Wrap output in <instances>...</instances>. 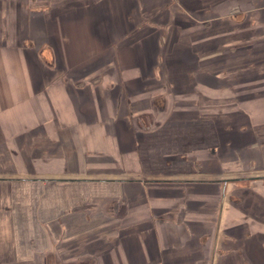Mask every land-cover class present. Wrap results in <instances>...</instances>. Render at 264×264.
Wrapping results in <instances>:
<instances>
[{
    "label": "crops",
    "instance_id": "obj_1",
    "mask_svg": "<svg viewBox=\"0 0 264 264\" xmlns=\"http://www.w3.org/2000/svg\"><path fill=\"white\" fill-rule=\"evenodd\" d=\"M107 64L115 90L77 84ZM166 83L177 107L138 132L114 96L143 110ZM44 159L68 169L39 180L53 242L0 264H264L263 180L214 219L219 179L264 176V0H0V175Z\"/></svg>",
    "mask_w": 264,
    "mask_h": 264
},
{
    "label": "rangeland",
    "instance_id": "obj_2",
    "mask_svg": "<svg viewBox=\"0 0 264 264\" xmlns=\"http://www.w3.org/2000/svg\"><path fill=\"white\" fill-rule=\"evenodd\" d=\"M115 64H107L102 69L98 70L97 72H94L93 78L89 81V79L86 80H78L77 84L91 82L93 86H97L98 88H105V91L108 92V87L112 82L111 79V73L108 74L105 71L108 69L111 70V72L115 73L116 70ZM100 78V79H97ZM116 79V77H115ZM62 80V76H61ZM62 81L67 82L68 78L64 77ZM96 81H99L96 83ZM164 93L166 95H156L154 99L151 100V105L149 108H145L143 110H139L137 106H133L132 101L128 100V112L134 113L136 117L132 119L131 116L128 115V120L131 121L132 124L135 125L138 132L148 133L156 130L157 128L161 127L166 119H168L170 113H172L173 108H176V103L179 101L175 95L172 94V91L170 89V85L168 83L163 85ZM114 90V89H113ZM170 94V95H169ZM118 96H114V99H116ZM162 98L163 100L162 102ZM116 101V100H115ZM117 104V103H116ZM154 109L152 110V108ZM141 111H146V114L150 115V122L151 126L148 129L140 128L138 122H139V115ZM115 159V157H114ZM229 159V158H227ZM231 160V159H229ZM37 161V160H36ZM40 161V159L38 160ZM46 162V160L44 159ZM43 162V160H42ZM62 163L64 161H61ZM41 163V161H40ZM48 165H47V164ZM45 165H43V168H40L41 172H46L45 175H38L36 172H40V170L35 169L36 172L32 174L27 175H19L17 173H13L10 175H0V181H4L5 183H10L5 186V191L1 192L0 199H4L5 202L0 201V248L3 247H12L14 250H17L16 253L13 254L11 260L13 262H16V260L22 256L21 248L24 251H27V249L30 251H33L36 249L37 246H35L37 243H40L41 245H50L51 246V240H49L48 236L44 233L48 230L47 226H49V223H45L40 221L42 220V213L44 212L42 204L45 199H47L48 194L44 191L42 193H38L39 191V180L42 178L51 179V177L56 176L58 170H68L66 168V164L63 165L65 168H63L61 165L58 164L57 166H53L54 161L51 160V162H46ZM239 168V166H237ZM52 173V174H49ZM62 180L63 178L66 179H79V180H89L96 177V175H90L86 174V172H80V174L77 175H69V174H62L59 175ZM93 177V178H89ZM145 176L142 178L144 179ZM52 181V180H48ZM42 182V181H41ZM23 184V185H22ZM42 186V183L40 184ZM39 205V206H38ZM42 206V207H41ZM41 211V213H40ZM6 214V215H4ZM40 218V219H39ZM217 220L216 218H214ZM46 221V220H45ZM43 231V232H42ZM33 236V238H32ZM42 236V237H40ZM42 238L41 239H37ZM48 237V238H47ZM31 238V240H30ZM17 248V249H15ZM2 250V249H1ZM0 250V253H2ZM4 250V249H3ZM50 252V251H48ZM4 256H0V259L3 260L6 257V254H3ZM33 257L32 255H29V257ZM50 254L44 256L45 261L46 258L48 259L49 263L56 262L57 256H51ZM8 258L10 256H7ZM49 257L51 260H49ZM212 255L207 254V256L197 264H210L212 260ZM54 258V259H53ZM51 261V262H50Z\"/></svg>",
    "mask_w": 264,
    "mask_h": 264
},
{
    "label": "flooded vegetation",
    "instance_id": "obj_3",
    "mask_svg": "<svg viewBox=\"0 0 264 264\" xmlns=\"http://www.w3.org/2000/svg\"><path fill=\"white\" fill-rule=\"evenodd\" d=\"M105 72L108 73V74L111 73L110 75H111L112 82L109 85V87L107 88L108 89V92H111L113 89L115 90L118 82H120V81H118V79H115V76H114L113 72H111L110 69H108ZM92 76L90 78H87V79H89V81H90L91 78H93ZM97 79H100V78H97ZM98 82L99 81H96V83H98ZM89 83H91V82H89ZM120 89H121V87H120ZM116 98H117V104H121V106L126 107L127 110H128V106H127L128 103H129L128 100L126 98L122 97L121 94H120L119 97H116ZM163 100H165V99L162 98V102H163ZM153 109H154V107L152 108V110ZM145 112L146 111H141L140 113H138V114H140L139 115V122H138V124H139L140 128L148 129V128H150V126H151L150 125L151 124L150 122H152V121H150V118H149L150 117V115H149L150 113L149 114H146ZM128 115L131 116V118L133 119L134 116L136 117L137 114L134 115V113H131V112H128L127 111L126 116L128 117ZM166 178L167 177H157V178L156 177H151V178H144L143 180L146 181L148 184H171V182H172L173 179H171V180L168 181V179L166 180ZM251 179L252 180H256V181L257 180H263L264 181V176H258V177H253V178L250 177V176L249 177L248 176H243L240 179H238V178H225V179H219L218 180V184H219L218 186H220L219 187L220 188L219 198H218L219 199V202H220V205H219V211H217L218 212V215H217V224H220L221 223V218H222V213H223L222 211H224V210L225 211L230 210V207L227 205L226 202H230V201L233 200V198H230L231 195H229L230 189L228 188V186L229 187H234L235 186V185H233L234 183H237V185H238L239 182H240L241 183V187H244L242 185V183L243 182L250 181ZM174 180L177 181V182H173L175 184H186L187 182H190V180H188V179H177L176 178ZM186 180H188V181H186ZM139 181H141V180H139ZM230 184H231V186H230ZM252 185L255 186L256 184L252 183ZM235 188H238V187H235Z\"/></svg>",
    "mask_w": 264,
    "mask_h": 264
},
{
    "label": "water",
    "instance_id": "obj_4",
    "mask_svg": "<svg viewBox=\"0 0 264 264\" xmlns=\"http://www.w3.org/2000/svg\"><path fill=\"white\" fill-rule=\"evenodd\" d=\"M47 228H48V230L45 232L44 231V233L47 235V236H51L52 235V229H51V227L50 226H47ZM43 232V231H42ZM48 238V237H47ZM49 240H51V243L53 242V240H52V238H48ZM48 254H50L51 256H55L54 255V252L53 251H50V252H48L47 254H45V255H43L41 258H43V262L45 263V264H48L49 263V261H48V259L46 258V261H45V258H44V256H46V255H48ZM50 256V257H51ZM49 257V260H51V258ZM57 258V257H56ZM54 259V258H53ZM212 260H213V257H212ZM212 260H211V263H212ZM56 261H57V263H60V259L59 258H57L56 259ZM51 262V261H50ZM210 263V264H211Z\"/></svg>",
    "mask_w": 264,
    "mask_h": 264
}]
</instances>
